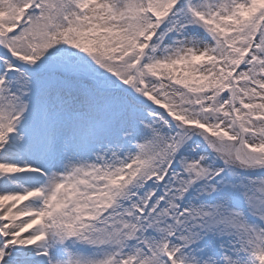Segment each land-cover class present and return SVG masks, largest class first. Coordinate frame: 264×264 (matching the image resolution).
Instances as JSON below:
<instances>
[{"label": "snow or ice", "instance_id": "6c2138e0", "mask_svg": "<svg viewBox=\"0 0 264 264\" xmlns=\"http://www.w3.org/2000/svg\"><path fill=\"white\" fill-rule=\"evenodd\" d=\"M0 264H264V0H0Z\"/></svg>", "mask_w": 264, "mask_h": 264}]
</instances>
